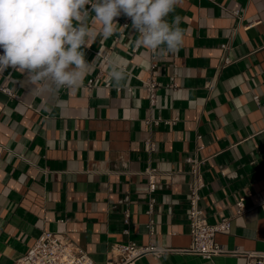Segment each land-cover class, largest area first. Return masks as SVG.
Listing matches in <instances>:
<instances>
[{"label": "crops", "instance_id": "0c3cea01", "mask_svg": "<svg viewBox=\"0 0 264 264\" xmlns=\"http://www.w3.org/2000/svg\"><path fill=\"white\" fill-rule=\"evenodd\" d=\"M174 16L184 40L165 59L134 51L131 18H115L113 35L84 49L95 63L75 91L36 92L26 73L0 72V264H13L42 230L67 237L97 264L115 243L187 247L189 157L202 161L206 222L230 216L229 230L214 236L225 252L146 254L133 264H264L256 262L264 254V104L253 100L264 101V0H184L169 22ZM89 25L99 33V22ZM222 43L231 61L223 66ZM114 55L128 74L125 88L109 78ZM147 78L161 83L153 106L141 87ZM147 117L175 121L148 126ZM241 198L245 209L236 213Z\"/></svg>", "mask_w": 264, "mask_h": 264}, {"label": "clouds", "instance_id": "9594fccd", "mask_svg": "<svg viewBox=\"0 0 264 264\" xmlns=\"http://www.w3.org/2000/svg\"><path fill=\"white\" fill-rule=\"evenodd\" d=\"M184 0H0V72L11 67L27 75L33 91L53 94L78 89L95 60L85 48L97 36L107 39L117 30L115 18H131L138 33L135 44L157 59L176 53L183 44L181 17H168ZM86 6H90L86 7ZM99 22V33L89 25ZM113 85H128L122 58L109 60Z\"/></svg>", "mask_w": 264, "mask_h": 264}, {"label": "built area", "instance_id": "2783aa9c", "mask_svg": "<svg viewBox=\"0 0 264 264\" xmlns=\"http://www.w3.org/2000/svg\"><path fill=\"white\" fill-rule=\"evenodd\" d=\"M90 8V6H88ZM237 14V11L233 12ZM122 29L119 31V36H124V28L127 27V21L122 23ZM115 38V41L118 40ZM222 47L221 64L226 65L230 63V59L225 55V49L228 48L226 43L220 45ZM138 47L135 44L134 51ZM152 59L155 56L151 53ZM155 63H152V67ZM92 82V79L89 80ZM141 87L144 89L146 97L151 106L155 105L157 97V89L161 83L152 78H147L141 81ZM106 86L109 83H105ZM174 86V83L169 85ZM6 93L15 96L9 89L2 88ZM253 100L257 104H264V101H260L259 95H254ZM175 120L162 119L161 117L145 118L144 122L148 126H158L161 122L165 124L173 123ZM146 148L148 151L154 149V144L150 139L146 140ZM189 165V174L191 177L188 183V221H189V234L190 244L184 248H170L165 246L153 245L148 243L147 245H138L134 242L126 244L115 243L111 246L110 252L111 257L106 261V264H133L134 261L146 254H152L159 257L161 254L166 252H186L201 255L204 258H209L212 255L225 252L224 249L214 240V236L217 232H226L230 228V216L223 217L216 223H208L203 217L202 210L199 206L200 200V189L204 186L203 176L201 174V163L202 161L197 157L187 158ZM154 170L147 169L146 173L149 175L147 192L151 193L154 187L153 175ZM155 205V197L149 196L147 200V214L149 219L147 222V230L149 235L155 233V221L150 217L153 213V207ZM236 213L244 211L245 206L243 199H238L235 203ZM128 212L125 210L123 213L124 221L128 220ZM257 263L264 262V254L256 255ZM13 264H97L87 252L81 249L79 246L71 242L67 237L58 236L51 231H43L34 241V243L16 259Z\"/></svg>", "mask_w": 264, "mask_h": 264}]
</instances>
